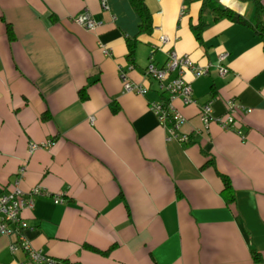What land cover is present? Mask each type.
<instances>
[{
	"label": "crops",
	"instance_id": "1",
	"mask_svg": "<svg viewBox=\"0 0 264 264\" xmlns=\"http://www.w3.org/2000/svg\"><path fill=\"white\" fill-rule=\"evenodd\" d=\"M145 1L150 33L138 32L129 0H107L105 7L100 0H0V188L17 180L63 196L55 202L34 195L33 206L22 209L24 232L72 264H264V40L250 24L215 18L202 0ZM216 1L264 23V0ZM84 8L102 20L99 28L71 18ZM200 14L206 24L198 38L191 24ZM135 34L133 63L126 36ZM98 39L112 46L111 55ZM169 46L211 62L206 75L185 77L200 100L215 98V113L225 110L228 96L251 107L237 112L242 134L212 122L202 138L165 137L150 107L164 92L144 69L150 56L162 64ZM224 51L229 69L221 74ZM119 63L144 92L124 89ZM172 102L188 116L198 110L180 97ZM48 137L52 145L28 152L30 140ZM211 157L215 165L204 164ZM216 168L231 178L232 202L223 197ZM16 238L0 234V264H37L22 247L11 250Z\"/></svg>",
	"mask_w": 264,
	"mask_h": 264
},
{
	"label": "built area",
	"instance_id": "2",
	"mask_svg": "<svg viewBox=\"0 0 264 264\" xmlns=\"http://www.w3.org/2000/svg\"><path fill=\"white\" fill-rule=\"evenodd\" d=\"M102 6H107V0H100ZM185 11V6H181V12ZM113 17H115L113 15ZM71 18L89 29H97L102 25V20L93 17L88 8L74 13ZM162 42H168L169 36L165 33L160 35ZM98 46L103 53L111 55L112 46L98 39ZM228 52L219 54L217 66L221 74L228 71L229 67L224 62ZM211 62H198L194 60L188 51L180 52L175 47L169 46L166 49V59L162 64L154 61L152 56L145 67V73L158 80L159 89L164 92V96L159 100L150 101V107L154 110L157 117L166 128L167 139H176L179 142H187L191 138H202L208 131L212 122L217 123L225 130H233L242 134L237 121V112L239 110L250 111L251 107H245L243 102L236 96L224 98L225 110L221 113L214 112L215 98L200 100L192 93V86L185 77V72L190 71L194 76L201 77L208 73ZM119 74L123 81L125 90H134L144 92L147 88L133 81L127 74L122 64H118ZM180 97L185 103H191L198 106L196 114L188 116L174 105L172 99ZM93 120V116H90ZM53 137H48L43 141L30 140L28 142V152L32 153L38 147H48L54 143ZM25 169L24 164L20 166L19 177ZM48 194L52 195L55 202L64 201L63 196L50 192L43 185L35 184L29 188H23L16 180L8 188H0V234L15 232L17 238L10 243L11 250L22 247L30 260L37 264H72L68 260L57 258L48 254L41 248L31 243L25 235L24 230L29 226L26 218L22 215L24 207H31L34 203V195Z\"/></svg>",
	"mask_w": 264,
	"mask_h": 264
},
{
	"label": "trees",
	"instance_id": "3",
	"mask_svg": "<svg viewBox=\"0 0 264 264\" xmlns=\"http://www.w3.org/2000/svg\"><path fill=\"white\" fill-rule=\"evenodd\" d=\"M129 2L139 16L138 32L139 33H142V32L150 33L153 29V21H152L151 11L146 1L145 0H129ZM202 7L203 8L209 7L211 10L215 11L216 12L215 18L226 17L236 22L250 24L255 29V31L261 35V37L264 40V23L260 22L261 20L257 22H252L247 17H245L243 14H241L239 11L227 5H221L216 0H202ZM260 8H261V4L257 3V10H259ZM205 24H206V21L203 19L202 14H200V18L196 23L191 24L198 38H201L202 29ZM6 27H7L8 37L10 39H13L15 37V34L13 31L11 22L9 21L6 22ZM137 40H138L137 34L132 35V36L130 35L126 36V43L128 46L127 58L129 61L133 63L135 61L134 60L135 47H136ZM79 92H80L81 98L86 97L84 87H81L79 89ZM112 108L116 109L117 105L115 103H112ZM48 115L49 113L45 114L44 117ZM207 163L215 165L212 157L207 159L204 164H207ZM216 170H217V173L220 175L222 182H223V187L221 189L223 197L227 203L232 202L235 198V193H234V188L232 186L231 178L226 172H223L218 168H216ZM87 246L99 252L105 253L108 251V249H101L91 244H87ZM251 255L253 257V260L255 261L262 260V255L260 251L255 248H251Z\"/></svg>",
	"mask_w": 264,
	"mask_h": 264
}]
</instances>
